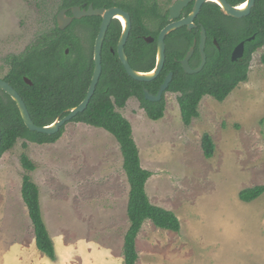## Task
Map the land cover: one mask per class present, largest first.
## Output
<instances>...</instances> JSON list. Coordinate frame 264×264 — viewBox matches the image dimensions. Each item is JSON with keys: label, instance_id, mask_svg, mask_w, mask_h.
<instances>
[{"label": "rangeland", "instance_id": "1", "mask_svg": "<svg viewBox=\"0 0 264 264\" xmlns=\"http://www.w3.org/2000/svg\"><path fill=\"white\" fill-rule=\"evenodd\" d=\"M61 3L0 0V76L7 56L21 54L54 25ZM118 111L132 124L142 166L153 172L148 196L181 222L175 232L145 220L136 264H264V194L251 202L239 198L242 189L264 184V48L254 52L246 81L224 101L205 95L189 125L172 92L158 120L134 97ZM204 133L215 143L211 158L203 151ZM24 152L36 164L30 174L55 261L36 247L21 192ZM123 164L116 137L83 122L67 123L55 143L19 139L0 156V264H124L130 183Z\"/></svg>", "mask_w": 264, "mask_h": 264}, {"label": "trees", "instance_id": "2", "mask_svg": "<svg viewBox=\"0 0 264 264\" xmlns=\"http://www.w3.org/2000/svg\"><path fill=\"white\" fill-rule=\"evenodd\" d=\"M81 1L85 0H62L60 9L79 4ZM87 1L90 2V0ZM230 1L236 4L246 0ZM103 4L106 7L120 5L115 0H97L95 6H103ZM129 4L131 7L128 6L127 10L133 17V23L128 40V55L131 56L130 50L138 45L142 54L154 55L155 52L149 51L148 44L142 37L157 36L168 22V11L163 12L153 0H139ZM212 5L206 4L199 16L210 32L215 20L241 21L242 24L239 26L231 27L229 23L224 25L227 33L223 32L222 37L225 41L231 43L233 47L243 38L253 35L255 38L247 41L246 57L240 61L233 62L225 56L217 57L210 59L200 73L186 77L176 74L169 90L178 94L182 118L186 125L199 116V104L205 95L224 101L240 82L246 81L254 52L264 48V0H257L251 13L242 18L226 16L220 11L218 5ZM96 19L97 34L101 17ZM122 30L120 21L115 19L110 25L106 39V43L113 45L114 51L117 49ZM180 31H175L172 35L176 36ZM240 31L242 34H239ZM216 33L214 32V35ZM217 35L218 40H221V33L218 32ZM74 45L73 35L68 29L61 30L55 18L54 25L34 44L28 46L21 54H12L4 59V65L6 63L8 69L2 78L21 94L32 119L39 126L49 125L59 116L66 115L69 109L77 106L85 96L86 91L81 92L79 87L78 73L92 72L94 61L92 60L90 64L83 62L77 65L74 61ZM67 48L69 53H66ZM221 50H225L223 45ZM169 52H171L170 47ZM4 67H0V72L4 70ZM152 69L150 66L149 71ZM25 78H29L32 84L27 83ZM153 82L155 81L142 82L132 78L118 54H113L106 47L103 52V71L97 89L88 107L72 120L104 128L111 132L120 144L124 157V170L130 183L127 206L130 225L124 237V264H136L138 260L136 239L145 220L150 219L157 227L163 229L175 232L181 229L180 219L175 212L154 204L148 196L145 186L153 172L142 166L139 148L133 137L132 124L118 111L126 106L131 97H138L149 118L154 120L162 118L165 111V99L153 102L145 97L144 88H151ZM107 88L108 91H106ZM149 90L153 92L152 88ZM104 99L109 101L107 105L96 104ZM0 124L2 127L1 155L13 149L19 139L38 144L55 143L65 132V126L55 134L31 131L26 126L17 103L1 88ZM23 146L27 148V142H24ZM202 147L207 158L214 156L215 143L209 133H204ZM20 161L26 171L21 192L34 227L36 247L45 256L55 261L58 259L56 244L43 219L39 186L30 174L36 169V164L26 152L21 155ZM262 194H264V184L242 189L239 198L242 201L251 202Z\"/></svg>", "mask_w": 264, "mask_h": 264}, {"label": "flooded vegetation", "instance_id": "3", "mask_svg": "<svg viewBox=\"0 0 264 264\" xmlns=\"http://www.w3.org/2000/svg\"><path fill=\"white\" fill-rule=\"evenodd\" d=\"M116 2H118L120 5H114L117 6L123 10H125L126 12H128L131 16V20L133 23V17L131 15V13L127 10L129 7H131V5L129 3L132 2H138L139 0H115ZM154 2H156V4L158 5V7L160 9H162L163 12L168 11V16H167V20L168 22L165 24L168 25L170 22H172L169 19L170 16V8L172 5H174L176 2H178L179 0H153ZM230 4L232 5H240L242 4L241 2H238L236 4H233L230 0H227ZM97 2V0H90V2H88L87 0L85 1H81L79 4L76 5H71L68 7H63L60 9V11L62 9H67L66 14L69 17L73 16V11L72 8L74 6H79L82 10H87L91 5L94 8H102V7H106L104 6H95V3ZM195 3L196 0H190L187 5L184 6V8L182 9L180 16L175 18L174 20H180L182 18H186L188 17L191 12L193 11L194 7H195ZM129 4V5H128ZM206 4H216L219 6V4H217L214 1H207L205 3L202 4L201 6V10L200 12L197 14V16L194 19V26L192 28H188L187 25H184L182 27H179L178 29L172 31L171 33H169L166 38H165V43H166V59H165V64L163 66V69L161 70V72L159 73V75L153 79L152 81L153 84L151 85V88L153 89V92L149 89L148 90L157 95L162 84L166 81V79L171 75V80L169 82V85L167 87V89L165 90V92L163 93L162 98L159 100L161 101L163 98L165 99V94L167 92H172V93H176L172 90H169V86L171 84V82L174 80L176 74L178 73L181 77H186L189 75H194L197 73H200L201 71L204 70V68L207 66L208 62L210 61V59L213 58H217V57H229L231 61L236 62V61H240L242 60L244 57H246V46H247V41H251L255 38L249 39L251 37H246L243 38L241 40H239L233 47H231V43H227L225 41V39L222 37L223 32L227 33V30H225L224 25L227 24V22H229L228 20H215L214 24L212 23L211 25V32L208 28H206V26L204 25V22L202 20L199 19L200 13L203 9V7ZM129 6V7H128ZM255 6V5H254ZM113 7V6H111ZM212 7H214L212 5ZM109 8V7H106ZM220 9V6H219ZM221 11V10H220ZM224 14V13H223ZM227 16V15H226ZM87 17H91L90 19H86ZM96 17H101L98 15H91V16H84L81 18H74L72 20V22L65 28V29H60L61 30H69V33L73 35V40H74V61L77 65H81L83 62L84 63H88L90 64L92 62V60L94 61V67H93V71L92 72H79L78 76L80 77L79 81H80V90L81 92L86 91L84 98L87 95L88 89L90 87V84L92 82V77H93V73H94V69H95V46H96V40L98 37V34L100 32V27L102 24V20L103 18L101 17V23L99 26V31L96 34V30H97V19ZM230 17V16H229ZM57 18V17H56ZM234 18V17H233ZM242 18V17H241ZM115 19L112 20V22ZM119 20V19H117ZM122 27H123V22L121 20H119ZM111 22V23H112ZM58 23V22H57ZM111 25V24H110ZM59 26V25H58ZM164 26V27H165ZM163 27V28H164ZM110 28V26H109ZM109 28L108 31L106 33L105 39H104V43H103V48H102V64H103V52L104 49L106 47L109 48V50L114 54L117 53L118 54V44L119 41L117 43V49L116 51H114L113 45L110 44L109 42L106 43V39H107V35L109 32ZM162 28V29H163ZM161 29V30H162ZM205 29L206 31V41H205V45H204V53H205V58L206 61L204 63L203 68L196 73H191L185 70V66L183 63V60L189 55V53L192 50L191 55L188 57V64L192 69H197L199 68L203 61H204V55L201 49V43H202V30ZM161 30L159 31L157 36H152V35H148V36H152L154 39L150 42L145 40L146 36H143V40L148 44V48L149 51H153L155 52L154 55H145L141 53V48H139L140 45L134 47L133 49L130 50V55H128L127 52V47H128V41L125 45V52L127 54V57L129 59V62L131 64V66L141 72H146L149 71V67L152 66V68L154 69L156 67L157 64V55H158V38H159V34L161 32ZM181 30L176 36H173L172 33L175 31ZM214 32L221 33V40H218V35L217 33L214 35ZM45 33V32H44ZM43 33V34H44ZM42 34V35H43ZM211 34V35H210ZM239 34H242V31L239 32ZM130 37V36H129ZM176 37V41L174 46L171 45V41L172 38ZM38 39V38H37ZM36 39V40H37ZM129 40V39H128ZM221 41V42H220ZM244 42V53L241 57H239L236 60H233V53L236 49V47L241 43ZM35 41L32 43L34 44ZM225 47V50H221L222 49V45ZM31 44V45H32ZM29 45V46H31ZM169 47L171 48V52H169ZM68 50V51H67ZM66 53H69V48L66 49ZM171 55V57H170ZM119 56V54H118ZM176 70V71H175ZM2 77V76H1ZM149 81V82H152ZM97 89V88H96ZM147 88H144V90ZM106 91H108V88L106 89ZM83 98V100H84ZM133 98V97H131ZM137 98L139 101L140 99L138 97H134ZM82 100V101H83ZM154 102H158V101H154ZM109 103V101L107 100H100L99 102H97V105H107ZM141 103V102H140Z\"/></svg>", "mask_w": 264, "mask_h": 264}, {"label": "water", "instance_id": "4", "mask_svg": "<svg viewBox=\"0 0 264 264\" xmlns=\"http://www.w3.org/2000/svg\"><path fill=\"white\" fill-rule=\"evenodd\" d=\"M189 1L190 0H179L174 5L171 6L169 19L172 22H170L168 25H166L161 30L159 34V38H158V55H157L156 67L152 69L151 71H146V72H141V71L134 69L131 66L129 59L127 57V54L125 52V45L129 39L131 30H132V20L128 12H126L125 10L117 6H113L109 8H106V7L94 8L91 5L87 10H82L79 6H74L72 8L73 16L69 17L66 14L67 9H62L57 15V22L61 29H65L72 22L74 18L98 15V16H101L103 20H102V24L100 27V32L96 40V46H95V69H94V73L92 77V82L90 84L86 97L77 106L70 108L69 112L66 115L59 116L53 123L49 125L39 126L34 122L29 112V109L27 107V104L25 100L23 99V97L21 96V94L9 82L4 80L1 76H0V88L4 90L6 93H8L12 97V99L17 103V106L21 112L22 118L26 126L31 131H36V132L45 133V134H55L59 132L63 126H65L67 123L72 121L73 118L76 117L80 112H83L88 107L96 91V88L98 86V83L102 75V71H103L102 48H103V43H104L106 33L113 19L120 20L119 17L121 16L125 20V23H122L123 30H122L121 37L119 39L118 54H119V58L122 61L127 73L135 80L142 81V82H149L155 79L159 75V73L161 72L165 64V59H166L165 38L166 36L172 31L184 25H187L189 29L192 28L194 26V19L197 16V14L200 12L202 4L207 1H214V0H196L195 7L188 17L182 18L180 20H174L175 18L180 16L182 9L184 8L185 5H187ZM256 1L257 0H246L240 5H232L227 0H215L214 2L219 4L221 12L224 13L225 15L234 17V18H241L251 13L254 5L256 4ZM252 38H254V36L249 39H252ZM153 39L154 38L152 36L145 37V40L148 42L152 41ZM205 41H206V31L205 29H203L201 49L204 55V61L199 68L192 69L188 64V57L192 53V50H191L189 55L183 60L186 71L191 72V73H196V72H199L203 68L204 63L206 61L205 53H204ZM244 45L245 43L241 42L236 47L233 53V58H232L233 60H236L243 55ZM25 80L27 83L32 84V81L29 78H25ZM170 80H171V75L162 84L157 95L151 93L148 89H145L144 91H145L146 99L153 101V102L159 101L162 98L163 93L167 89ZM1 140H2V127L0 124V144H1Z\"/></svg>", "mask_w": 264, "mask_h": 264}, {"label": "bare ground", "instance_id": "5", "mask_svg": "<svg viewBox=\"0 0 264 264\" xmlns=\"http://www.w3.org/2000/svg\"><path fill=\"white\" fill-rule=\"evenodd\" d=\"M214 1H215V0H214ZM119 18H120V20H121L123 23H125L124 18H122L121 16H120Z\"/></svg>", "mask_w": 264, "mask_h": 264}]
</instances>
